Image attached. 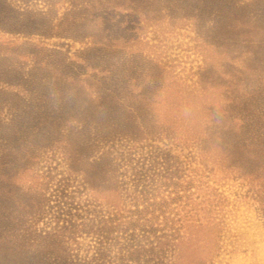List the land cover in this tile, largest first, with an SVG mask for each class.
Returning <instances> with one entry per match:
<instances>
[{"label": "rangeland", "instance_id": "1", "mask_svg": "<svg viewBox=\"0 0 264 264\" xmlns=\"http://www.w3.org/2000/svg\"><path fill=\"white\" fill-rule=\"evenodd\" d=\"M100 6L0 0V264H95L102 253L106 264H125L120 254L138 235L115 232L100 244L72 223L109 211L116 183L129 204L139 173L150 180L155 161H171L183 185L201 176L196 200L166 208L184 224L169 264H264V170L256 178L232 171L195 141L208 106L237 82L248 43L196 10L168 7L146 19L148 11L109 8L104 20ZM123 62L128 92L159 90L132 112L97 97L112 84L101 70Z\"/></svg>", "mask_w": 264, "mask_h": 264}, {"label": "trees", "instance_id": "2", "mask_svg": "<svg viewBox=\"0 0 264 264\" xmlns=\"http://www.w3.org/2000/svg\"><path fill=\"white\" fill-rule=\"evenodd\" d=\"M98 1L101 5L98 18L104 20V13L109 8L120 7L137 13L148 11L143 13L147 19L149 13L157 14L162 9L170 11L169 8L177 6L184 11L196 10L199 16L207 13L211 27L236 29L239 35H242V44L248 43V45L242 46L244 50L240 58L242 57L243 60H241L240 70L237 71L239 73L237 82L224 84L218 97V103L216 105L211 103L208 106L206 117L201 124L200 136L195 141L202 155L217 158L220 165L256 178L257 169L264 170V112H262L264 108V96H262L264 95V34H262L264 33V0ZM90 13L92 18H96V16L93 17L92 12ZM83 19L92 21L91 16H83ZM153 19H155L154 16ZM251 31L255 33L250 39L247 37ZM258 33L262 36H258ZM249 43L252 47H249ZM125 64L123 62L120 67L101 70L102 73L107 74V77L100 80H109L112 84L107 87V91H104L102 87L98 90V99L100 102H104L106 98L114 99L130 111L136 106L138 108L148 106L159 90L144 89L137 94L128 92L127 82L130 81V77ZM229 76L233 78L232 75ZM252 78H255V81ZM149 83L155 87L157 80L153 79ZM202 90L206 92L204 87ZM100 160L104 163V158ZM108 161L110 163L108 165L115 166L116 170L119 163L116 164L115 157ZM153 163L155 164H152L154 167L151 169L155 173L151 174L150 180L146 178V175L143 176L142 172L139 173L140 176L137 177L129 204H126L116 183L114 192L118 200L109 202V211L78 225L72 223L74 232L93 233L100 244L104 243L101 236L106 235L111 239L113 237L110 236L115 232L117 233L116 238L124 234L131 237L138 235L140 240L129 244L120 254L122 263L169 264L177 242L182 237L181 229L184 224L183 221L178 224L182 218L170 216L166 208L171 205L172 201H180L185 196H192L193 200H196L199 194L192 187L199 188V186L193 181L201 180V176L197 179L191 178L186 185H183L182 174L170 171L171 161H167L168 165L163 168H161V163L156 161ZM157 165L161 166L156 167ZM106 167H108L107 164ZM161 187H165L166 191L161 193L160 190L157 194V190L154 189ZM193 194L196 196L193 197ZM198 204L199 202L196 205ZM192 210L196 214V208ZM201 220L204 221L203 218H196L194 222L201 225L203 224ZM207 220L208 223L218 224L215 218H210V215L207 216ZM19 241L22 245L24 239ZM107 262L106 256L102 253L95 264H106Z\"/></svg>", "mask_w": 264, "mask_h": 264}]
</instances>
